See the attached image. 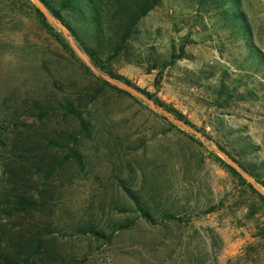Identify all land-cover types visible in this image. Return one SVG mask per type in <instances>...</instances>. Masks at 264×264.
I'll list each match as a JSON object with an SVG mask.
<instances>
[{"label": "rangeland", "instance_id": "1", "mask_svg": "<svg viewBox=\"0 0 264 264\" xmlns=\"http://www.w3.org/2000/svg\"><path fill=\"white\" fill-rule=\"evenodd\" d=\"M236 2L231 8L160 0L138 25L134 53L167 59L182 47L185 57L161 73H148L145 60L112 64L115 75L181 113L203 141L169 125L145 101L99 87L86 63L75 54L89 71L27 8L18 24V10L1 5L0 120L7 132L48 141L53 131L73 128L62 113L40 121L33 111L63 95L88 104L97 128L79 144L82 165H63L52 176L49 209L29 217L0 213V229L50 233L44 242L52 264H264V204L215 151L247 149L241 160L264 184V0ZM250 46L262 56L258 65ZM123 188L138 193L150 221ZM82 226L112 235L82 234Z\"/></svg>", "mask_w": 264, "mask_h": 264}, {"label": "trees", "instance_id": "2", "mask_svg": "<svg viewBox=\"0 0 264 264\" xmlns=\"http://www.w3.org/2000/svg\"><path fill=\"white\" fill-rule=\"evenodd\" d=\"M198 1L202 4L229 5L231 8L237 6L236 0ZM40 2L67 29L69 36L91 64L102 74L110 76L121 83L132 86L113 73L112 64L115 62L122 60L141 66L145 60L148 63L146 70L148 73L152 71L161 73L173 66L176 61L185 57L182 47L178 48L177 53H170L167 59L163 58L161 54L154 55L152 53L140 58L134 53L132 44L138 40L140 35L137 29L138 25L159 5L160 0H40ZM1 5H7V9L11 7L9 12L18 10V12H14L18 17L20 16L17 20L18 24L23 23V19L28 17L27 12H22L24 7L27 8L33 14L39 28L69 54L76 64L89 71L76 57L62 31L53 28L30 0H4L0 1ZM237 19L238 14L233 11L231 21L236 22ZM239 25L244 26L242 23ZM250 49L253 50L250 59L258 65L263 60L262 56L251 46ZM89 74L92 76V73ZM93 78L99 83V87L108 86L117 92L124 93L137 101L139 100L112 86L101 77L96 76ZM136 89L150 98L156 105L170 112L175 118L194 128L181 113L167 107L162 102L153 100L144 91ZM100 93L99 90V92L94 93L95 95H91L92 101ZM216 93L219 96L224 94L223 83L220 84ZM231 95L230 97H232ZM87 107L88 104L83 103L81 99H74L66 95L60 98L57 96V101L53 106L45 103L33 106V111L40 121L52 118L54 113H62L64 119L69 118L73 123V128L58 129L50 133L48 141L39 140L36 135H28L22 138L14 132V134H9L6 130V119L3 118L5 122L0 120V213L8 217L20 215L29 217L49 209L52 205V198L49 195L52 192V190L50 191L52 176L63 165L81 166L83 154L79 149V144L85 139H93L96 134L97 126L92 122L91 116L87 114ZM167 123L177 128L170 122L167 121ZM185 134L191 139L194 138L190 134ZM219 149L245 173L250 175L258 185L264 188V184L259 182L255 172L241 160L242 157L246 156L247 149H239L238 147L239 151L235 155L227 152L222 147ZM59 152L62 155L58 156ZM235 156L240 159H236ZM225 167L235 178L252 189L251 185L231 166L225 164ZM24 181L25 184L22 185ZM123 189L127 191L137 211L141 212V216L150 221V212L141 205L138 193L127 188ZM253 192L259 196L264 204V197L254 190ZM129 225L118 224L117 227H128ZM78 229L82 234L91 233L96 237L106 239H110L112 235V232L105 234L102 230L85 226ZM47 235H50V233L40 234L35 230L28 233L18 230L15 233L8 232L6 234L0 229V264H52L49 260L53 255L52 251L44 242Z\"/></svg>", "mask_w": 264, "mask_h": 264}, {"label": "water", "instance_id": "3", "mask_svg": "<svg viewBox=\"0 0 264 264\" xmlns=\"http://www.w3.org/2000/svg\"><path fill=\"white\" fill-rule=\"evenodd\" d=\"M3 1V0H0ZM33 4L37 7V9L42 13V15L45 17V19L51 23L52 25H54L56 28L60 29L64 35V37L66 38V40L68 41L70 47L72 48V50L75 52V54H77L88 66V68L91 70V72L97 76V77H101L103 78L105 81L109 82L112 86L116 87L119 90H122L136 98H139L143 101H145L150 108L154 111L157 112L159 114H161L166 120H168L169 122L175 124L176 126L182 128L186 133L192 134L197 136L200 140H204L203 137L196 131L194 130L192 127L186 125L183 121L178 120L177 118H175L170 112L166 111L165 109L161 108L160 106H156V104L148 97H146L145 95H143L140 91H138L136 88L121 83L117 80H115L114 78L110 77V76H106L104 74H102L99 70H97L90 62L89 60L85 57V55L81 52V50L77 47V45L74 43L73 39L69 36V33L67 31V29L57 20L55 19L49 12L48 10L45 8V6L40 2V0H32ZM219 155H221L223 158H225L229 164L231 165V167L238 172L248 183L251 184V186L261 195L264 197V191L254 182V180L252 178H250L249 175H247V173H245L231 158H229L226 154H224L221 150H215Z\"/></svg>", "mask_w": 264, "mask_h": 264}]
</instances>
